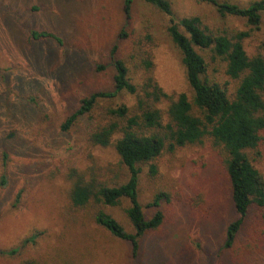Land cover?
<instances>
[{"label":"rangeland","instance_id":"1","mask_svg":"<svg viewBox=\"0 0 264 264\" xmlns=\"http://www.w3.org/2000/svg\"><path fill=\"white\" fill-rule=\"evenodd\" d=\"M168 1L174 20L198 17L213 34L247 33L249 54L264 39V24L254 30L243 19L218 15L211 4ZM221 1L244 6L252 0ZM123 2L0 0V264H264V219L254 209L233 244L224 247L226 227L237 215L221 157L209 141L164 151L150 163L152 173L149 164L140 166L143 214L149 219L158 209L164 218L139 239L135 256L128 243L96 225L91 206L73 209L71 170L91 167L117 184L125 176L112 148L87 143L88 121L60 129L82 97L111 91L109 50L122 29L130 36L118 43L119 57H125L132 35L148 34L144 46L154 79L168 94L190 95L180 53L167 33L170 17L144 0H132L126 17ZM41 32L59 41L37 37ZM209 69L216 81L232 87L220 60ZM114 99L113 105L134 102L126 95ZM249 157L264 173V133L259 154ZM159 193L167 198L157 209L149 207ZM126 207L122 200L102 210L132 233Z\"/></svg>","mask_w":264,"mask_h":264},{"label":"trees","instance_id":"2","mask_svg":"<svg viewBox=\"0 0 264 264\" xmlns=\"http://www.w3.org/2000/svg\"><path fill=\"white\" fill-rule=\"evenodd\" d=\"M144 1L170 17L167 33L180 53L190 95L168 94L154 79L152 56L144 46L148 34L132 35L125 57H119L118 43L127 41L130 36L122 29L118 43L109 50L113 71L111 91H92L82 97L60 129L67 131L81 120L88 121L87 143L91 147L112 148L125 176L117 184L111 178L101 179L100 171L95 172L91 167L86 172L71 170L68 174L69 201L73 209L91 206L96 225L128 243L135 256L139 239L162 224L164 216L157 208L160 201L167 198L163 193L154 196L148 206L157 210L149 219L144 216L138 198L140 166L149 164L152 173L154 166L150 163L164 151L172 152L209 141L221 157L230 200L237 215L225 230L224 247L229 248L251 210L260 212L264 219V173L249 157V153L258 155L263 144L264 39L249 54L243 44L247 33L213 34L202 26L198 17L174 20L168 0ZM195 1L213 5L222 17L243 19L250 29L257 30L264 24V0H252L244 6L221 0ZM131 3L132 0L123 2L126 17ZM37 37L58 40L49 32L38 33ZM216 60L224 64L223 74L233 84L230 89L227 83L221 84L209 73L210 63ZM122 95L132 97V105L111 104L114 98ZM104 173L108 175L112 169ZM116 178L114 175L113 179ZM122 200L127 202L124 214L132 233L102 210L104 206H118Z\"/></svg>","mask_w":264,"mask_h":264}]
</instances>
